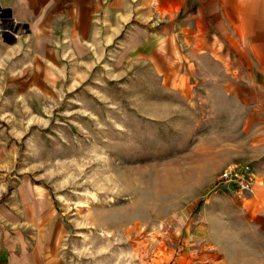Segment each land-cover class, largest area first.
I'll return each instance as SVG.
<instances>
[{
    "label": "rangeland",
    "instance_id": "rangeland-1",
    "mask_svg": "<svg viewBox=\"0 0 264 264\" xmlns=\"http://www.w3.org/2000/svg\"><path fill=\"white\" fill-rule=\"evenodd\" d=\"M118 48L0 51V264H261L215 220L227 125L181 94L215 56Z\"/></svg>",
    "mask_w": 264,
    "mask_h": 264
},
{
    "label": "crops",
    "instance_id": "crops-1",
    "mask_svg": "<svg viewBox=\"0 0 264 264\" xmlns=\"http://www.w3.org/2000/svg\"><path fill=\"white\" fill-rule=\"evenodd\" d=\"M192 1L195 13L186 12ZM140 23L158 26L141 31ZM18 25L27 30H13ZM124 44L215 56V75L202 77L215 91L181 94L215 110V121L227 125L219 142L228 149L224 162L253 173L251 192L237 203L228 194L231 203L215 207V220L229 238L238 235L235 242L260 245L254 255L264 264V0L226 12L215 0H0V51H119Z\"/></svg>",
    "mask_w": 264,
    "mask_h": 264
},
{
    "label": "built area",
    "instance_id": "built-area-1",
    "mask_svg": "<svg viewBox=\"0 0 264 264\" xmlns=\"http://www.w3.org/2000/svg\"><path fill=\"white\" fill-rule=\"evenodd\" d=\"M254 182L253 173L248 165L233 164L228 166L219 176V184L228 186L239 195L251 192Z\"/></svg>",
    "mask_w": 264,
    "mask_h": 264
}]
</instances>
